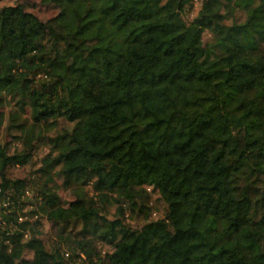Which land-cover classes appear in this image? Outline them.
Masks as SVG:
<instances>
[{"label":"trees","instance_id":"1","mask_svg":"<svg viewBox=\"0 0 264 264\" xmlns=\"http://www.w3.org/2000/svg\"><path fill=\"white\" fill-rule=\"evenodd\" d=\"M43 1L0 6V264H264V0Z\"/></svg>","mask_w":264,"mask_h":264},{"label":"rangeland","instance_id":"2","mask_svg":"<svg viewBox=\"0 0 264 264\" xmlns=\"http://www.w3.org/2000/svg\"><path fill=\"white\" fill-rule=\"evenodd\" d=\"M19 2L23 4V6L30 11L35 12L38 14L41 18L43 19H48L52 16H54L58 10L59 7L55 3H46L43 0H0V6L7 4V3H16ZM199 7V4H197V9ZM197 9L195 10L194 13H196ZM210 33L206 32L205 35V40L209 39ZM8 123V119L5 120V123L0 126V139L4 142L10 141L12 139L11 135L8 134L5 126ZM62 125L69 126L67 122L63 121L61 122ZM14 145L12 147V150H15L17 147L21 148L22 144L21 142H17L16 140L14 141ZM48 151V147L41 146L35 150V154L33 157V160L30 164L26 165L25 167L21 169H16L15 171L19 174L25 175L29 173L31 170H34L35 168L39 167L41 164V158L45 155V153ZM51 186L53 190H55L62 198L63 201H70L75 198L74 190L68 185L65 181V177L59 172V170H56V175L54 181L51 183ZM88 190L90 193H93V188L92 185L87 186ZM33 193L30 192V195ZM152 200L155 204V210L157 212H154L151 216V218H155L162 214L164 212L165 208V203L160 200L159 194L156 191L152 192ZM108 204H105L107 209H108V215L110 218L115 217V213L117 211V204L111 199L110 202H107ZM27 209V208H26ZM27 211V210H26ZM126 222L132 224L133 226H141L144 222V217L142 214H138L137 212L131 213L128 211L125 215ZM42 229L44 230L47 238L54 239L57 238V224H55L51 220L45 219L43 222V227ZM98 249H100L103 253L106 251H110L112 249V246L109 245L108 243L104 242H99L98 243ZM32 255L31 251H28L26 253V256L30 257ZM74 264V263H72Z\"/></svg>","mask_w":264,"mask_h":264},{"label":"built area","instance_id":"3","mask_svg":"<svg viewBox=\"0 0 264 264\" xmlns=\"http://www.w3.org/2000/svg\"><path fill=\"white\" fill-rule=\"evenodd\" d=\"M22 218V217H21Z\"/></svg>","mask_w":264,"mask_h":264}]
</instances>
